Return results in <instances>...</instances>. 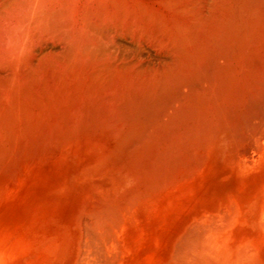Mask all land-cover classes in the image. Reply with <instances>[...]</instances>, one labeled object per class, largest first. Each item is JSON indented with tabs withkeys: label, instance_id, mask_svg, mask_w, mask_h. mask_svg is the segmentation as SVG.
<instances>
[{
	"label": "bare ground",
	"instance_id": "bare-ground-1",
	"mask_svg": "<svg viewBox=\"0 0 264 264\" xmlns=\"http://www.w3.org/2000/svg\"><path fill=\"white\" fill-rule=\"evenodd\" d=\"M55 213L66 264H264V0H0V264Z\"/></svg>",
	"mask_w": 264,
	"mask_h": 264
},
{
	"label": "rangeland",
	"instance_id": "rangeland-1",
	"mask_svg": "<svg viewBox=\"0 0 264 264\" xmlns=\"http://www.w3.org/2000/svg\"><path fill=\"white\" fill-rule=\"evenodd\" d=\"M56 217V213L55 215H49L44 218L45 221L43 220L42 223H37L35 226H40L42 231H47L48 235L57 239V243L55 242L50 249L43 250L40 247L44 245L46 239H39V241L33 239L34 246L32 245V247L29 248L24 247L23 249L16 251V254L10 251L9 254L6 253L4 264H66L64 261L66 256H68V253L65 249V233Z\"/></svg>",
	"mask_w": 264,
	"mask_h": 264
}]
</instances>
